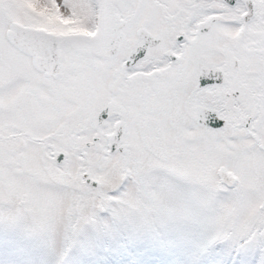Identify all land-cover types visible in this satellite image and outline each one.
<instances>
[{"label":"snow or ice","instance_id":"1","mask_svg":"<svg viewBox=\"0 0 264 264\" xmlns=\"http://www.w3.org/2000/svg\"><path fill=\"white\" fill-rule=\"evenodd\" d=\"M132 232L264 264V0H0V264Z\"/></svg>","mask_w":264,"mask_h":264},{"label":"rangeland","instance_id":"2","mask_svg":"<svg viewBox=\"0 0 264 264\" xmlns=\"http://www.w3.org/2000/svg\"><path fill=\"white\" fill-rule=\"evenodd\" d=\"M233 254L225 255L215 264H237ZM87 264H187L158 239L147 234L124 233L98 242Z\"/></svg>","mask_w":264,"mask_h":264}]
</instances>
